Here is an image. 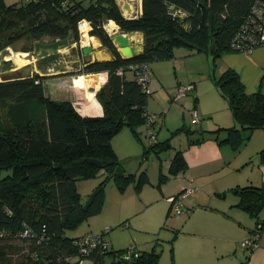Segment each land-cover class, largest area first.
Instances as JSON below:
<instances>
[{"label": "trees", "instance_id": "obj_1", "mask_svg": "<svg viewBox=\"0 0 264 264\" xmlns=\"http://www.w3.org/2000/svg\"><path fill=\"white\" fill-rule=\"evenodd\" d=\"M258 4L256 0H141V13L127 18L116 0H0V47L2 39L12 43L26 36L33 47L43 37L51 42L72 35L78 41L77 25L85 19L91 25L90 35L98 37L114 57L91 62L76 48L71 51L82 61L78 75L107 72V81L96 94L103 107L101 115H83L70 101L52 99L43 76L37 73L0 81V264H77L85 259L91 264H109L112 255L116 263L160 264L158 246L114 249L109 244V229L94 235L96 246L82 255L76 241L86 234L70 237L66 231L100 210L111 179L121 189L131 181L139 190L144 182L145 170L136 179V173H129L117 157L111 142L114 134L128 127L140 138L137 128L143 125L150 142L143 144L142 158L151 150L160 155L173 147L171 137L157 139L155 127L163 113L148 111L149 92L138 83V71L132 65L144 62L150 66L172 59L176 48H187L211 56L215 66L217 58L232 51L234 36L250 25ZM105 20L115 22L122 32H142L143 53L122 57L104 28ZM212 75L236 125L209 132L182 126L174 134L185 132L189 144L202 143L211 134L219 146L236 151L255 130L264 129V93H247L232 68L217 76L212 71ZM196 133L197 138H192ZM91 159L100 160L103 166ZM257 161L264 166V147L257 152ZM167 163L169 175L187 169L183 150H175ZM103 172L106 176L82 203L78 181L97 178ZM167 177L160 175L161 180ZM232 191L238 196L236 206L258 224L264 189L245 186ZM257 227L253 233L260 235L262 226ZM130 247L138 256L121 260Z\"/></svg>", "mask_w": 264, "mask_h": 264}, {"label": "rangeland", "instance_id": "obj_2", "mask_svg": "<svg viewBox=\"0 0 264 264\" xmlns=\"http://www.w3.org/2000/svg\"><path fill=\"white\" fill-rule=\"evenodd\" d=\"M5 1L11 3L18 0ZM19 1L25 2L28 0ZM116 1L124 13H126L124 10L125 2L131 4L134 12L138 10L140 3V0ZM105 21L104 28L110 20ZM22 24L25 27L24 23ZM86 24L89 27L86 32L87 34L83 32ZM77 28L79 43L73 46L71 51L73 48H76L78 53H82V47L87 44L95 55L104 54L105 56H110L107 50H104L103 46L99 45V42L95 39L96 36L90 35L91 25L87 20H80ZM117 30L120 31V28ZM111 33L112 31L109 32L110 35H112ZM84 35L89 36L88 43L83 42ZM47 41L49 42V39L43 37L41 42ZM70 44L72 43L70 42ZM23 49L30 50L23 51ZM33 51V41L28 36L12 43H7V40L2 39L0 47V81L14 77H32L37 73L43 76L44 86L51 97L59 99L71 98L75 102V98L77 99L84 93L83 90L79 89L76 91L74 88L76 87L74 84L75 77L78 76V71L81 68V58L76 57L77 54L70 51L67 54L61 52L58 56V61H56V58V60L47 58V61H39L34 57ZM84 56L87 59L90 58V54ZM194 57L191 61L189 57H180L175 60H159L150 63L149 66L151 77L147 86L149 92L147 109L156 115L163 113L158 118V123L155 127L157 131L156 137L159 141L171 137V144L176 149L172 147V149L164 151L160 155L151 150L142 158L143 146H148L150 142L143 125L137 128L140 138L128 127H123L119 132L114 134L111 142L117 157L122 161L124 168L129 173H136V179H138L140 172L145 170L146 176L144 182L140 189L137 190L134 187L135 182L132 183L130 181L121 189L112 179L108 181L104 188L103 202L100 210L94 214H90L76 227L67 230L66 234L68 236L73 237L84 234L99 235L103 230L109 229L108 240L114 249H122L133 245L150 250L152 247L158 246L160 262L162 264H171L174 256V247L183 245L188 235L196 233V226L200 224L199 213H202L203 210L196 212V209L193 210L191 207L188 208V206L196 205V203H205L215 208L221 206L224 201L223 199L231 197L230 194L225 195L226 197L220 196L223 193L222 190H224L223 186L225 182L223 174L220 171L215 172L209 179L208 176L197 179L194 175L197 173V170L192 167L176 175H169L168 173L167 161L171 159L175 150L191 149L186 133L182 131L174 134V131L182 126L197 131L202 126L209 125L211 120L207 118L203 120L200 112L203 113L207 109L212 108L210 106L212 102L209 103L207 98L200 97L197 91L200 87L204 89L213 87L215 80L211 69L207 68V56L198 55ZM208 59L211 60V57ZM200 63H202L201 67ZM200 68L206 72V78L199 76ZM100 77L102 78L100 74H90L84 75L83 80H79L83 81L87 87L97 89L94 93L95 95L93 94L95 100L97 98L96 94L105 85L103 83L100 86ZM187 85H194L192 92L184 96H178L179 88ZM196 87H198L197 90ZM207 94L205 93L206 96ZM196 95L198 96V100H195ZM81 102H84L83 99L78 100V104H81ZM88 105L87 107L83 105L77 106V109L79 108L86 115L95 114V111H93L95 104L89 102ZM227 111L225 107H219L216 114L222 118L225 114L229 113ZM211 126L214 125L211 124ZM195 137L197 138V133L192 138ZM253 146L254 144H247V142L241 144L240 148L236 150V157L242 158L254 150ZM197 150L193 149L186 152L187 155L190 153L194 155V151L197 152ZM239 153L241 154L239 155ZM189 161L192 164V160ZM103 173L97 178L78 181L77 189L81 195L82 203L87 201L88 196L99 181H101L102 177L106 176V173ZM162 173L168 176L164 180L160 179ZM197 183L203 185L205 193L196 192ZM219 190L221 192L218 193L219 198H217L216 194ZM228 192L230 193V191ZM178 193L187 194V197L181 200V215L177 214L175 207L180 202L182 195L180 198H176L170 206L171 198ZM220 198L223 199L221 200ZM211 213L213 212H208V214ZM241 213L244 212L242 211ZM245 217L248 218L246 214ZM176 231L179 233L177 238L173 240L174 235L177 233ZM172 242L171 248L170 243ZM84 264H91V262L89 259H85Z\"/></svg>", "mask_w": 264, "mask_h": 264}, {"label": "crops", "instance_id": "obj_3", "mask_svg": "<svg viewBox=\"0 0 264 264\" xmlns=\"http://www.w3.org/2000/svg\"><path fill=\"white\" fill-rule=\"evenodd\" d=\"M127 4L129 9L124 7L126 13H124L122 10V13L125 17H137L141 13V0L138 10L135 12L133 11L131 4ZM118 28L119 26L113 21H109L106 24V30L109 29L110 31H113L114 29L117 30ZM138 37L142 40L143 45V36L139 35ZM95 39L99 42V45L102 46L100 43L101 41L97 37ZM72 47L73 45L65 48L62 52L67 54L71 51ZM103 49L107 50V52L110 54V56L106 57L111 58L112 53L105 47H103ZM198 55L207 56V68L211 69V71H214L215 75H217V73L219 75L227 68H232L239 74L247 93H253L257 91L264 93V45L255 46L250 53L233 50L225 52L216 59L215 66H213L212 61L208 59L211 56L204 53H198L187 48H176L174 50V57L172 59L175 60L176 58L180 57H189L191 61L193 58H195L194 56ZM84 59L86 61L91 60V54L90 58L87 59L84 57ZM201 65L202 63H200V67ZM99 74L102 76V78L100 77L101 86V84L107 81L108 75L106 71L100 72ZM84 75L89 74H80L75 77L74 84L76 87L74 88L76 91L79 89L84 91L80 97L77 99L75 98V102L71 98H53L50 96V94H48L46 88L45 91L52 99L70 101L76 109L77 106L79 107L83 105L87 107L89 106V102H93L95 104V108L93 109L95 114L90 115H101L103 113V107L97 98L96 100L93 98V94L97 91V89H91V87H87L83 81H79L81 79L83 80ZM199 76L201 78H206V72H204L201 68L199 71ZM103 77L105 78L103 79ZM197 89L198 87H196V90ZM197 92L200 97L207 98L209 103L212 102V104H210L212 108L207 109L206 112H200L203 120L205 118L211 119L209 122L210 124L202 126L197 131L209 132L214 131L219 127H230L236 125V120L234 119L226 101L222 98L220 91L215 84H213V87L205 89L200 87ZM205 93H208L207 96ZM195 97L196 100H198V96L196 95ZM81 99H83L84 102L78 104V100L80 101ZM219 107H225L229 113L225 114L222 118L217 116L216 112L217 108ZM201 110H203V108H201ZM77 111L83 115H86L82 113L79 108ZM211 124L214 126H211ZM205 134L207 135L208 133ZM247 144H254V150L250 151L240 159L236 157V151L232 150L230 146H219L215 140V136L211 134L206 136L202 143L197 144L196 142H192L190 144V150L180 149L183 150V155L187 163L188 170L191 167L197 170V173L194 174L197 179H201L206 176H208L209 179L215 174V172H222V176L225 180L223 186L224 190L222 191L226 193V196L227 194H230L231 197L228 199L220 198L224 201L222 202L221 206L215 208L205 203H196V205L188 206V208L191 207L193 210L196 209V212L203 210L202 213H199L200 224L196 226V233L193 235H188L183 245L174 247V256L171 264H264V205L259 212L258 224H260L262 228L257 239V247L248 254L241 246V241L250 237L253 231L258 228V224L257 221L245 210L236 206V203L238 202V196L232 191L234 188L245 186L262 187L264 189V166L259 165L257 161V152L264 147V129L255 130L251 134ZM193 149L198 150L197 152L194 151V155L192 153H190L192 154L191 156L190 154L187 155V152ZM240 154L241 153H239V155ZM189 160H192V164ZM196 186V192H206L203 185L200 183H197ZM228 191H230V193ZM220 192V190L217 192V198H219L218 193ZM209 211L213 213L208 214ZM242 211L244 213H241ZM245 214L249 219L245 217ZM178 233L179 232L176 234L178 235ZM140 249L148 250L146 248ZM107 262L109 264H124L116 263V261L113 260V255L107 259ZM160 264L162 263L160 262Z\"/></svg>", "mask_w": 264, "mask_h": 264}, {"label": "built area", "instance_id": "obj_4", "mask_svg": "<svg viewBox=\"0 0 264 264\" xmlns=\"http://www.w3.org/2000/svg\"><path fill=\"white\" fill-rule=\"evenodd\" d=\"M259 2L257 6L254 7L253 13L254 17L250 20V25L244 26L243 32L241 34H236L232 41V50L250 53L251 50L258 45H264V0H256V4ZM132 66H135L138 71L137 80L138 83L147 90V86L151 77L150 68L147 63H137ZM121 73V71H119ZM193 86L187 85L182 86L178 90V96H184L192 92ZM178 193L176 196L171 198V204L175 201L176 198H180V202L175 207V211L177 214L182 213V198H185L187 194ZM24 235H28V231L23 233ZM259 234L253 233L250 237L245 238L241 241V246L246 251V253H251L257 247V239ZM98 240L96 236L91 234H86L83 237L79 238L76 241V245L79 248V251L82 255L87 256L92 249L96 246ZM121 260H129L135 256H138V252L130 247L126 252L121 254ZM118 257V256H117ZM77 264H84V260L79 261Z\"/></svg>", "mask_w": 264, "mask_h": 264}, {"label": "water", "instance_id": "obj_5", "mask_svg": "<svg viewBox=\"0 0 264 264\" xmlns=\"http://www.w3.org/2000/svg\"><path fill=\"white\" fill-rule=\"evenodd\" d=\"M124 7L126 9H129V6L126 2L124 3ZM106 31L109 32L108 30ZM137 33V31L122 32L121 30L119 31L116 29L112 31V35H110L111 40L122 57L131 58L133 56L141 55L143 53L142 40L138 37L139 35L143 36V33ZM70 41H73L72 35H69L67 38L56 39L51 42L38 41L34 44L33 55L37 60L47 56H55L58 58L59 54L62 52V49L68 48L72 45L70 44ZM77 43L79 42L76 41L73 46H76ZM82 53L84 55L91 54V62L114 59L113 55L111 58H99L91 52V47L88 45L82 47ZM92 75H99V73H92ZM90 161L94 162L99 167L103 166V163L100 160L91 159Z\"/></svg>", "mask_w": 264, "mask_h": 264}, {"label": "bare ground", "instance_id": "obj_6", "mask_svg": "<svg viewBox=\"0 0 264 264\" xmlns=\"http://www.w3.org/2000/svg\"><path fill=\"white\" fill-rule=\"evenodd\" d=\"M86 23V22H85ZM111 25H113V24H111ZM82 28H83V26H82ZM88 29H89V27H88V25L86 24L85 26H84V28H83V32L85 33V34H87L86 32L88 31ZM88 40H89V36H87V35H84L83 36V42L84 43H88ZM87 45V44H86ZM99 58H104V57H106L104 54H96Z\"/></svg>", "mask_w": 264, "mask_h": 264}, {"label": "flooded vegetation", "instance_id": "obj_7", "mask_svg": "<svg viewBox=\"0 0 264 264\" xmlns=\"http://www.w3.org/2000/svg\"><path fill=\"white\" fill-rule=\"evenodd\" d=\"M47 42H48V41H47ZM43 58H46V59H47V58H51V59H55V58H56L57 60H56V59H55V60L58 61V58L55 57V56H47V57H43ZM43 58H41V59H43ZM41 59H39V60H41Z\"/></svg>", "mask_w": 264, "mask_h": 264}, {"label": "clouds", "instance_id": "obj_8", "mask_svg": "<svg viewBox=\"0 0 264 264\" xmlns=\"http://www.w3.org/2000/svg\"><path fill=\"white\" fill-rule=\"evenodd\" d=\"M108 34H109V32H108ZM109 35H110V34H109ZM70 42H71V43H72V45H73V44H74L76 41H75V42H74V41H70ZM73 42H74V43H73ZM77 42H78V41H77ZM81 50H82V49H81ZM90 61H91V60H90ZM252 234H253V233H252Z\"/></svg>", "mask_w": 264, "mask_h": 264}]
</instances>
